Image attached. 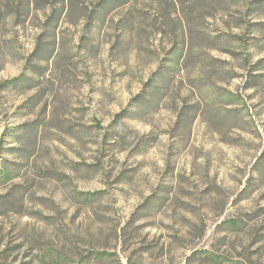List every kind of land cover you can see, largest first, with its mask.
<instances>
[{
	"label": "rangeland",
	"instance_id": "rangeland-1",
	"mask_svg": "<svg viewBox=\"0 0 264 264\" xmlns=\"http://www.w3.org/2000/svg\"><path fill=\"white\" fill-rule=\"evenodd\" d=\"M79 1L0 35V264H264V0Z\"/></svg>",
	"mask_w": 264,
	"mask_h": 264
},
{
	"label": "trees",
	"instance_id": "trees-1",
	"mask_svg": "<svg viewBox=\"0 0 264 264\" xmlns=\"http://www.w3.org/2000/svg\"><path fill=\"white\" fill-rule=\"evenodd\" d=\"M130 0H97V7L89 12V25L106 15L112 9L126 5ZM92 4V2H91ZM79 0H0V35L6 31V19L13 15L16 24H24L34 13L44 17L43 31L37 37L32 56L49 61L56 53L58 28L73 7H79ZM93 13V15H92Z\"/></svg>",
	"mask_w": 264,
	"mask_h": 264
}]
</instances>
